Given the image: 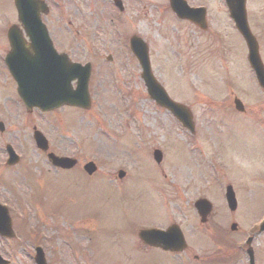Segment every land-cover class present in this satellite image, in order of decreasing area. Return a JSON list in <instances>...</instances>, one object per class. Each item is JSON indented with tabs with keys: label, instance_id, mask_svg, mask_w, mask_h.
<instances>
[{
	"label": "rangeland",
	"instance_id": "1",
	"mask_svg": "<svg viewBox=\"0 0 264 264\" xmlns=\"http://www.w3.org/2000/svg\"><path fill=\"white\" fill-rule=\"evenodd\" d=\"M188 1L207 9L206 32L175 21L166 0H127L122 21L116 20L111 0H60L68 18L63 22L82 25V44L88 51L80 61L97 60L93 107L83 113L64 107L47 115L38 111L30 115L19 104L2 58L9 49L7 31L16 22L14 0H0V121L6 126L0 132V202L11 210L16 231L18 225L34 227L38 213L49 219L59 208L56 227H43L55 247L59 232L72 227L73 214L93 218L83 223L94 238L83 244L86 250L92 242L89 255L86 251L82 260L75 259V252L65 250L69 252L65 264H71L72 258L78 264H221L225 252L233 254V264H249L248 257L239 258L235 247L257 233L264 219V92L254 82L245 44L224 2ZM247 9L264 61V0H249ZM56 18L54 11L47 23L51 31L54 22L62 26ZM59 32L68 34L65 27ZM133 34L148 43L156 79L171 98L191 108L194 136L150 100L138 61L128 52ZM109 56L112 62L107 61ZM235 96L244 102V114L235 111ZM33 122L44 130L52 151L82 164L95 161L99 174L89 180L76 169L61 178L39 176L42 182L36 184V166L49 170L32 141ZM8 144L20 155L14 167L5 166ZM155 149L164 155L160 165L153 159ZM120 170L126 172L121 181ZM57 180L59 184L53 186ZM29 183L36 184L33 191ZM227 185L233 186L238 200L235 213L226 204ZM198 198L213 204L206 225H201L194 209ZM33 207L37 213L31 211ZM46 218L42 222H49ZM232 223L237 225L234 232ZM172 224L185 235V251L166 254L140 245L139 249L141 229ZM20 234L17 239L0 238V252L10 264H33L29 253L33 244ZM252 247L256 263L264 264V233L255 235Z\"/></svg>",
	"mask_w": 264,
	"mask_h": 264
},
{
	"label": "water",
	"instance_id": "2",
	"mask_svg": "<svg viewBox=\"0 0 264 264\" xmlns=\"http://www.w3.org/2000/svg\"><path fill=\"white\" fill-rule=\"evenodd\" d=\"M226 2L231 18L234 20L236 28L244 37L249 48L250 64L255 70L261 85L264 86V65L259 54L258 43L252 35L247 21L246 0H226ZM16 6L19 11L20 20L32 39L31 49L35 51L45 50L46 29L41 23L39 14V12L45 11L44 5L37 0H16ZM171 6L179 17L193 21L202 29L207 28L204 10L191 9L183 0H171ZM9 39L12 50L6 58V62L10 72L19 84L20 95L29 108L38 106L43 110H51L63 104L77 105L84 108L89 107L88 75L81 70H76L78 67L67 65L66 67L59 68V80L52 81L55 79L53 73L48 72L45 77V70L40 60H34V56L32 59L29 58L31 57L30 52L25 48L24 41L17 28L13 27L10 29ZM132 47L142 66V78L147 86L151 99L171 111L183 126L194 132L193 118L189 109L173 102L163 87L154 78L149 62L148 46L141 39L133 38ZM76 78L78 79L77 91L67 89L71 81ZM55 82L63 85L62 92H66L67 89L69 97L64 96L65 93L63 96L51 97V91H45L47 89V86H45L47 83L53 84ZM236 103L237 108L243 110L241 103L239 101H236ZM36 139L40 148L45 150L48 148L43 136L38 132L36 133ZM154 156L155 160L160 163L162 153L157 150L154 152ZM15 157L11 152L10 164L17 162ZM50 157H53L55 164L64 168H71L74 165V161L70 159L57 158L53 154ZM85 169L89 174H92L96 170L93 164L87 165ZM120 177H123V173L120 174ZM227 199L230 209L232 211L236 210L237 202L231 187L228 188ZM196 208L202 217V221H207V217L212 209L211 203L207 200H200L196 203ZM10 226L11 222L6 210L0 207V233H3L5 228L10 230ZM263 229L264 226L262 227ZM177 231L178 229L176 227H172L166 232L161 230L142 231L140 237L149 245L160 246L166 250H183L185 248L183 235ZM249 253L253 263V252L249 250ZM0 264L7 263L0 258Z\"/></svg>",
	"mask_w": 264,
	"mask_h": 264
},
{
	"label": "flooded vegetation",
	"instance_id": "3",
	"mask_svg": "<svg viewBox=\"0 0 264 264\" xmlns=\"http://www.w3.org/2000/svg\"><path fill=\"white\" fill-rule=\"evenodd\" d=\"M122 1L125 3L127 0H122ZM51 13L52 12H50L47 16L44 17V20L46 21V23H48V20H53V19H49L51 17V15H53ZM54 24H55V22H54ZM56 28H57V26H55V25H54V27L52 26L51 37L54 41V44H55L57 51L59 53L67 52L66 54L69 55V57L71 58V60L73 62L84 64L85 62L80 61L81 60L80 57L85 55L86 51H88V50H87V47L84 45V43L82 44V42L84 40L82 28L76 29V31H75L76 36L71 37L72 39H68L66 34L60 33L59 31H62V29L57 30ZM73 39L76 42H74ZM91 62L93 64L94 60H91ZM43 159L47 162L46 165L48 166L49 171L43 172L40 170V172H42V173H40L39 175L36 176V178H35L36 184L42 182L41 177L43 175H46V177L50 176V178H49V180H50L51 177L61 178L62 177L61 175L66 174V173H72L76 169H78L79 171H81L83 173L82 170H83V166H84L85 162L82 164V163H80V161H78V163L74 166V168L72 170L64 171V170H61V169L56 168L53 165H51L50 161L48 160L47 155L44 156ZM97 174H95V175H97ZM39 176H41V177H39ZM86 177L89 180H92L95 176L93 175V176L89 177L86 175ZM36 184L34 186H36ZM51 184L53 186H56L59 184V181L58 180L54 181ZM34 186L32 187V185L30 184L31 189H33ZM39 206H41V205H39ZM57 210L60 211L59 208L58 209L54 208V211L52 214L53 217L49 216V219L46 218L47 215L43 216L42 214L38 213V219H36V220L38 221L39 224H43L44 222H42L43 221L42 219L46 218L49 220V222L44 223V224H46V225L43 224L44 226H48V229H51L52 227H56L55 221H57V220H55V218L57 219V213H58ZM33 212L37 213V209H34ZM35 217H36V215H35ZM72 217H73V220L70 221L71 224H73L72 227L70 226L71 231L66 228V229H64V231H62V233H60V236L58 239V244L56 247L54 246V243H53V237L48 236L47 242H45V246L43 247L45 250V255H46L48 264H65L67 261L66 255H69L68 251H71V253L75 252V259H76V257L77 258L79 257L80 260H82L83 255H85V253H86V252L84 253L85 250L83 248L84 240L92 241V239H94L93 235L91 236L92 238L87 237L88 233H87V231L86 232L84 231L83 219H81L82 215L80 214L77 216V214L76 215L73 214ZM36 220H34V223L37 222ZM84 232L87 234L86 236H84L85 235ZM47 233L50 234L49 232H47ZM67 233H70V234L67 235ZM33 243L36 245V243H38V242L36 240H34ZM67 246H68V248H67ZM65 250H68V251L66 252ZM89 253L90 252H88V255H89ZM58 257H59V259H58ZM233 259H234L233 254L227 255L224 259L225 264H233ZM71 264H78V262L72 258Z\"/></svg>",
	"mask_w": 264,
	"mask_h": 264
}]
</instances>
